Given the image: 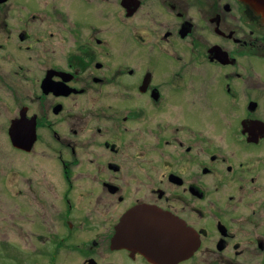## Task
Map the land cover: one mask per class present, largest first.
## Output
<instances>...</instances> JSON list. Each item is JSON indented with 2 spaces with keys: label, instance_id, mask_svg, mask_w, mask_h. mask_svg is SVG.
<instances>
[{
  "label": "flooded vegetation",
  "instance_id": "1",
  "mask_svg": "<svg viewBox=\"0 0 264 264\" xmlns=\"http://www.w3.org/2000/svg\"><path fill=\"white\" fill-rule=\"evenodd\" d=\"M88 1L80 26L0 0V264H156L113 244L142 208L194 232L173 264H264V25L240 0Z\"/></svg>",
  "mask_w": 264,
  "mask_h": 264
},
{
  "label": "water",
  "instance_id": "2",
  "mask_svg": "<svg viewBox=\"0 0 264 264\" xmlns=\"http://www.w3.org/2000/svg\"><path fill=\"white\" fill-rule=\"evenodd\" d=\"M240 1L248 8L249 14L264 25V0ZM141 217L144 218L141 220ZM122 230L133 233L126 236ZM113 244L145 247V253L156 264H173L192 255L197 246L194 232L184 223L150 208L136 209L129 213L118 229Z\"/></svg>",
  "mask_w": 264,
  "mask_h": 264
},
{
  "label": "rangeland",
  "instance_id": "3",
  "mask_svg": "<svg viewBox=\"0 0 264 264\" xmlns=\"http://www.w3.org/2000/svg\"><path fill=\"white\" fill-rule=\"evenodd\" d=\"M27 1L29 4H38L37 3V0H25ZM69 8H72V12L75 13V15L77 16L78 18V21H80L81 24L80 26H84L85 25V22H86V19H87V16H86V13L88 10H97L96 8V4L93 3V2H89L88 0H62ZM175 20L172 19V22H174ZM119 25V24H118ZM120 26V25H119ZM120 28L122 30H124V32L126 33L127 35V30L124 29L125 28V24L120 26ZM118 30H120L119 28H117ZM113 31V29L111 27H109V33H111ZM123 32V36L125 35ZM28 161H27V165L31 166L32 164H34L29 157H27ZM41 165L43 166H46L47 163L45 161H42L40 163ZM39 165H32V166H40ZM58 164V163H57ZM59 166V164H58ZM21 200L19 198H16L14 203L16 204H21ZM12 241L15 245H13V250L12 252H16V253H22V249L20 247H23L21 246L22 244H19L21 243V240L23 241V238H19L17 237V235L14 234V232L12 233ZM7 239L6 238H0V243L2 242L3 244L5 243ZM18 244V245H17Z\"/></svg>",
  "mask_w": 264,
  "mask_h": 264
}]
</instances>
